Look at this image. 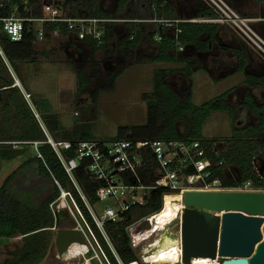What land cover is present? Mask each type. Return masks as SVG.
Returning <instances> with one entry per match:
<instances>
[{
    "label": "trees",
    "instance_id": "trees-1",
    "mask_svg": "<svg viewBox=\"0 0 264 264\" xmlns=\"http://www.w3.org/2000/svg\"><path fill=\"white\" fill-rule=\"evenodd\" d=\"M22 1L25 0H14L13 3L24 14L25 12L20 7ZM26 1L29 7L36 3L35 0ZM97 1L73 0L64 2V14L67 17H77L81 16V12H85V15L90 17L110 18V15L98 6ZM224 1L230 7H234V0ZM250 1L253 3L264 2V0ZM130 3L131 0H118L115 8V13H131L128 22H125L127 32L122 36H118L117 41L113 42L110 38L115 35V32L111 24L105 36V43L102 45L89 43L87 54L106 51V47H113L120 54H124L136 50L140 46L143 37L146 36L149 43L155 46V51L153 57H143L140 58L141 61L170 63L176 64L178 67L157 69L154 72L151 98L146 100V123L142 126L122 127L119 129L118 136L111 140L220 142V147H217V156H213V161L215 164L222 162V165L214 169V174L222 180L225 187H233L242 182L251 181L256 187L264 188V181L257 175L254 168L255 160L264 161V99L263 103L258 105L246 96L242 103V107L256 118V124L248 126L239 134L234 129L229 138L203 140L201 130L210 113L217 110L225 111L232 119L236 107L229 106L224 102L226 94L220 95L201 106H194L191 101L189 81L187 92H183L184 97L174 92L164 81V77L169 74L181 73L189 79L191 73L198 68H192L191 56L177 55L175 39L168 32L169 26L163 27L161 24L154 22V20L178 19L173 6L166 0H136L131 5V9H127ZM6 14L7 11L0 12V17ZM30 15L39 16L40 11L30 13ZM213 17L214 13L203 6L197 9L194 14L195 19ZM54 26L51 25L50 28ZM218 27L217 24L212 23L180 22L176 25V28L180 30L177 40L198 52H205L215 43ZM156 36L160 39L158 42L154 40ZM108 42L112 46H109ZM49 44V38L42 43H37L29 35H25L21 42H11L2 32L0 24V51L2 53L0 54V148L8 149L0 153V158L5 159V161H12L19 157L15 153L16 151L12 152L10 149L12 148L10 144L12 142H40L37 150L41 156V158H38L33 151L0 185V240L21 238L20 247L12 252L9 258L0 261V264H41L54 237L53 232L50 230L53 226V218L49 210V204L59 195L55 182L62 189H71V184L63 168L49 145L45 143L43 131L21 97L19 90L13 87V79L7 70L8 65L14 71L13 68L17 62H36L38 55L48 59L47 53H52ZM37 45L42 47L37 49ZM77 50L79 51V49ZM231 52L237 59L236 71L242 72L247 64L246 56L240 50L233 49ZM77 78L79 88L85 87L87 80L82 73H78ZM245 83L249 86L256 85L264 91V71L260 78L251 82L246 80ZM184 85L185 83L179 82L181 89L184 88ZM33 103L40 114L47 133L54 140L58 139L59 121L55 116L47 115L49 104L46 101H33ZM185 119L187 120V130L185 135L181 136L176 126L178 122ZM125 130L130 132V136L121 137V133ZM80 140L92 139L89 136H84ZM24 145L29 144H18L15 149ZM64 153L67 158L73 157L72 152ZM227 166L234 167L239 177L235 178V174L230 171L229 177L225 178L223 170ZM154 170L153 165L148 166L147 174L142 178L143 183L149 184L154 180ZM74 176L90 203L95 204L96 191L99 189L100 184H93L82 167L74 171ZM162 192V190L150 191V199L146 205L134 206L128 212V222L132 224L143 217L159 212L161 210ZM75 198L83 215L91 223L86 210L76 195ZM106 231L119 255L120 261L123 264L136 261V257L128 247L129 237L124 228L108 224L106 225ZM139 232L136 229L135 236ZM99 241L108 255L110 264H117L100 238Z\"/></svg>",
    "mask_w": 264,
    "mask_h": 264
},
{
    "label": "built area",
    "instance_id": "built-area-1",
    "mask_svg": "<svg viewBox=\"0 0 264 264\" xmlns=\"http://www.w3.org/2000/svg\"><path fill=\"white\" fill-rule=\"evenodd\" d=\"M13 1L0 0V12L7 11L5 16L0 17V24L2 32L14 43L21 42L25 35L32 36L37 43H42L48 38L53 40L67 38L69 43H72L74 51L79 49L80 52H87L89 43L104 44L111 24L119 21L86 15L67 17L64 14L63 4L72 0H39V16L30 15V7L26 0L20 5L24 14L19 11V7ZM200 1L204 7L214 13L213 18L154 20L166 27H172V36L175 39L178 54L186 53L188 46L177 40L180 30L176 28V25L180 22H201L228 26L264 61V39L252 27L255 19L236 14L224 0ZM51 25L55 26L50 28ZM154 40L158 42L160 39L156 36ZM0 54H2L1 51ZM15 85H17L16 81ZM35 117L38 116L35 115ZM45 143L51 148L71 184V189H62L55 182L59 195L49 204L53 218V226L50 230L54 234L59 229H71L80 233L85 242L81 247L82 254L72 260L84 257L89 250L94 252V257L84 258L83 264H91V261L96 258H103L107 264H110L99 238L111 250V255L119 261H117L118 264H123L106 231L108 224L122 226L128 235V247L136 257V261L129 264H146L142 262V252L147 246L150 247L158 242L156 235L164 228L160 227L155 220L161 210L132 224L128 222L127 214L134 206L146 205L152 190L163 191L161 209L164 207L166 198L177 195L182 197L185 191H264V188L256 187L251 181L225 187L222 180L214 174V169L222 165V162L215 164L213 161V156H217V147H220V142L202 143L197 140L133 142L130 139L70 141L54 140L46 135ZM18 144L31 145L36 156L41 158L37 150L40 142L11 143L13 148H16ZM64 152H72L73 157L67 158ZM149 165L155 167L154 180L145 184L142 178L147 174ZM79 167H82L93 184H100L96 191L95 204L90 203L76 181L74 171ZM254 168L257 175L264 181V161L255 160ZM75 195L86 210L92 224L83 215ZM106 201L110 204L105 205L102 212L98 214L93 206ZM67 213L73 217V223L69 227L61 226V217L66 216ZM136 229L140 232L135 236ZM178 244L180 247L178 259L174 263L165 264H185L182 261L181 245ZM55 259L60 260L57 254ZM208 260V264L221 262L218 257ZM67 261L70 260L67 259Z\"/></svg>",
    "mask_w": 264,
    "mask_h": 264
},
{
    "label": "rangeland",
    "instance_id": "rangeland-1",
    "mask_svg": "<svg viewBox=\"0 0 264 264\" xmlns=\"http://www.w3.org/2000/svg\"><path fill=\"white\" fill-rule=\"evenodd\" d=\"M35 1L36 3L30 7L31 13L40 10V8L38 9L40 1ZM246 2L247 0H234V7H231V9L241 16L242 13L248 12ZM97 3L104 12L110 15V18L119 20L112 24V26H115L113 29L116 30L114 31L116 33L110 38L113 42L117 41L118 36H122L127 32L125 22H128L131 13H115L113 0H98ZM177 6L180 14L190 16L193 13V8L200 9L202 6L204 7V4L200 0H183L178 2ZM128 8L131 9V6ZM81 15L84 16L85 12H81ZM233 33L235 32L233 31ZM49 41L52 53H47L48 59L38 55L36 62H17L14 65V71L10 68L22 83L25 92L28 93L31 99L28 105L33 116L38 115V118L35 117L38 124L42 123V120L39 117V112L35 109L33 101H46L49 104L47 115L55 116L59 121V136L56 140L78 141L84 136H89L90 139L95 141H109L118 136L119 129L122 127L144 125L146 123V100L151 98L154 72L157 69H168L177 66L170 63L141 61L140 58L154 56L155 46L149 43L146 36L143 37L140 46L136 50L124 54H120L113 47H106V51L78 56L74 55L72 43H69L67 38L59 40L49 38ZM216 45L213 47L215 50L212 53L200 55L199 64L194 65L198 69L191 73L188 80H184V88H180L179 82L181 79L178 76L169 74L164 77V81L170 88L183 97V92L186 93L189 88V81L191 101L194 106H201L220 95L232 92L243 81L244 75L241 72L230 73L231 68L225 69L227 74L219 77L216 73H212L202 66L204 61L210 63L218 55ZM39 47L42 46L37 45V49ZM255 54L261 58L257 53ZM72 60L75 63H72ZM200 66L202 67L200 68ZM78 73H82L87 80V84L83 88H79ZM231 105H235V103L233 102ZM235 114L236 118L230 119L225 111L211 112L203 124L202 139L229 138L233 130L237 128V120L243 119L244 111L239 109ZM244 118V128L240 127L236 131L237 134L244 131L246 125L257 123L256 119V122H254V118L247 116V114ZM176 128L179 135L184 136L187 130V120L178 122ZM126 136H130V132L125 130L121 133V137ZM5 149L0 148V153ZM10 149L12 152L16 151L15 153L19 157L12 161H5V159L0 158V185L34 151L30 145ZM230 171L235 174V178L239 177L234 167L227 166L223 170L225 178L229 177ZM107 204H110V202L106 201L93 207L100 214L102 208ZM72 223L73 217L68 213L66 216L61 217V226L69 227ZM20 240V237L0 240V261L9 258L11 253L20 247ZM109 253L112 254L111 250H109ZM56 254L52 241L41 264H83L84 258L94 257V252L90 250L84 257L75 260L70 259V261L56 260ZM117 261L118 264L119 261ZM91 264L107 263L103 258H96L91 261Z\"/></svg>",
    "mask_w": 264,
    "mask_h": 264
},
{
    "label": "water",
    "instance_id": "water-1",
    "mask_svg": "<svg viewBox=\"0 0 264 264\" xmlns=\"http://www.w3.org/2000/svg\"><path fill=\"white\" fill-rule=\"evenodd\" d=\"M182 207L156 238L180 243L183 263L218 257L220 264H264V191H185ZM53 243L63 257L85 242L79 232L59 229Z\"/></svg>",
    "mask_w": 264,
    "mask_h": 264
},
{
    "label": "crops",
    "instance_id": "crops-1",
    "mask_svg": "<svg viewBox=\"0 0 264 264\" xmlns=\"http://www.w3.org/2000/svg\"><path fill=\"white\" fill-rule=\"evenodd\" d=\"M176 1L182 2L183 0H176ZM184 5L187 6L186 4H184ZM245 5L248 7L247 8L248 12L242 13L241 16L245 17V18H249V19H255V21L252 23V27L264 39V2L253 3L250 0H247ZM196 11H197V9L193 8V10H192L193 13L191 12L192 14L190 16H183L182 14L179 13L178 9L174 10L178 20L195 19L194 14L196 13ZM196 19H202V18H196ZM206 19H208V18H206ZM196 23H201V22H196ZM217 25L219 27H218L217 34H216V43L220 44L221 46H224V48H227V49L222 50V51L217 49L218 56L222 59L218 63H216V65L214 67H212L213 68L212 73H216L219 77L224 76L227 74V73H225L226 67H227L226 69L231 68L230 73H232V74L236 73L237 72L236 71V68H237V61L236 60L237 59L229 50L236 49V50L242 51L247 58V64H246L244 70L241 72L244 75L243 81L241 82V84L238 87H236L237 88L236 90H239V92H241L240 94H244V93L250 94V96L252 97V100H254V102L256 104H258V105L262 104L263 99H264V91L256 85L249 86L247 83H245V81L248 80L249 82H251L252 80H256V79L260 78L263 74V71H264V62H262L261 58H259L255 54L256 52L245 41H243L237 34L233 33V30H231V28H229L228 26H225V25H220V24H217ZM162 26L166 27L165 25H162ZM114 27L115 26H113V28ZM172 30H173L172 27H169L168 32L170 33V35H173ZM114 31H116V30H114ZM109 46H112V44L109 43ZM188 48H190V47H188ZM210 53H212V51L207 53V54L203 53V55H208ZM194 54H195V51H194ZM178 55L179 56H183V55L186 56L188 54L184 53V54H178ZM200 55L201 54L196 53V56L200 57ZM225 60H228L229 62H226ZM229 64H231V65H229ZM177 67L178 66H176L174 68H177ZM7 70L9 72V74L11 75L12 79L14 77L16 80H18L19 88H17V89L19 90V93H20L21 97L23 98L24 102L29 107L28 104H29V101L31 102V99H30L28 93L25 92V88L23 87L22 83L14 75V72L11 70L10 66H8V65H7ZM170 75L178 76L179 79H186L185 76L181 73L170 74ZM240 94H239V96H241ZM257 94L259 95L258 98H257ZM235 97H237V96H235ZM234 101H235V99H233L231 102H229V104H232ZM247 114L250 115L251 118H254V122H256L255 121L256 118L250 112H248ZM235 118H236V114L233 117V119H235ZM40 126H42L43 130L47 133L46 128L43 125V123H40ZM237 127L239 128L240 124L237 123Z\"/></svg>",
    "mask_w": 264,
    "mask_h": 264
},
{
    "label": "bare ground",
    "instance_id": "bare-ground-1",
    "mask_svg": "<svg viewBox=\"0 0 264 264\" xmlns=\"http://www.w3.org/2000/svg\"><path fill=\"white\" fill-rule=\"evenodd\" d=\"M15 81L17 82V80H14V82ZM40 128L43 131L45 137L46 135L49 136L43 130L42 126H40ZM182 210H183L182 197H180V195L166 198L164 207L155 217V220L160 227H165L173 220L178 219ZM55 234L53 233L54 237ZM54 237H53V241H54ZM81 247L82 246H74V248H71L63 255V257H59V259L61 261H65L67 259L70 260L76 258V256L82 254ZM179 248H180L179 244H168L164 242L162 245H160L158 244V242H155L152 245H150V247L147 246L142 252V256H141L142 262L146 264L147 262H149V264L155 262H158L159 264L174 263L179 257ZM208 262L209 260L207 258H200V257L191 258L190 260V264H208Z\"/></svg>",
    "mask_w": 264,
    "mask_h": 264
},
{
    "label": "flooded vegetation",
    "instance_id": "flooded-vegetation-1",
    "mask_svg": "<svg viewBox=\"0 0 264 264\" xmlns=\"http://www.w3.org/2000/svg\"><path fill=\"white\" fill-rule=\"evenodd\" d=\"M73 1V0H72ZM114 1V3H115V8H116V4H117V2H118V0H113ZM136 0H131V3L130 4H128V6H127V8L128 7H130L134 2H135ZM166 1H168L169 3H171L172 4V6H173V10H176V9H178V6H177V4H178V2L176 1V0H166ZM102 9V8H101ZM217 43H216V40H215V43L211 46V47H209L210 49L209 50H207V51H205V52H198V51H196V50H194V48H188L187 49V54H188V56H191L190 57V62L192 63V68L193 69H195V67H194V65L195 64H199V58L200 57H198V56H196V53L197 54H201V55H203V53H209V52H211V51H214V46L216 45ZM217 46V48L219 49V50H226L227 48H224V46H221L220 44H218V45H216ZM231 50H233V49H231ZM231 50H229L230 52H231ZM194 51H195V54H194ZM74 55H78V56H81V55H87V52H80V51H78V50H75L74 52ZM177 53V52H176ZM185 53V54H186ZM232 53V52H231ZM177 55H178V53H177ZM73 56V55H72ZM179 56V55H178ZM183 56H185V55H183ZM187 56V55H186ZM222 57V56H221ZM224 58V57H223ZM236 58V57H235ZM222 58H220L218 55L217 56H215V59H213V61L212 62H208V63H206L207 61H204L203 63H202V66H204V67H206L207 69H209L211 72H212V70H213V68L212 67H214L215 65H216V63H218L220 60H221ZM207 60V59H206ZM224 60V59H223ZM237 61V60H236ZM72 63H75V61L74 60H72L71 61ZM84 62H85V60H84ZM226 62H229V61H226ZM262 62H264L263 60H262ZM229 65H231V64H229ZM202 66H200V68L202 67ZM227 66V65H226ZM227 68V67H226ZM225 68V69H226ZM245 68V67H244ZM229 69V68H228ZM236 70H237V68H236ZM244 70V69H243ZM184 80L185 79H181L180 81L181 82H183V83H185L184 82ZM186 80H187V78H186ZM18 82V81H17ZM13 87H16V88H19V82H18V84L17 85H15V82H14V80H13ZM237 88H234L233 90H232V92H227V93H225L226 95H225V97H224V102L227 104V105H229V106H232V107H236V110H235V113L239 110V109H241L242 111H244V115H243V119H245L244 117H245V114H247L249 111L247 110V109H244L243 107H242V103L244 102V100H245V98H246V96H248V97H250L251 99H252V97L250 96V94H248V93H244V94H240L241 92H239V90H236ZM239 94L241 95V96H239ZM235 96H237V97H235ZM233 99H235V105H231V104H229V102H231ZM253 102H254V100H253ZM234 116H235V114H234ZM247 116H250V115H248L247 114ZM242 118H240V119H238L237 120V123L238 124H240V127L241 128H244V123H245V121L243 120ZM251 125H253V124H251ZM248 126H250V124H248V125H246L245 126V129L248 127ZM239 127V128H240ZM238 127H237V131H238V129H239Z\"/></svg>",
    "mask_w": 264,
    "mask_h": 264
}]
</instances>
